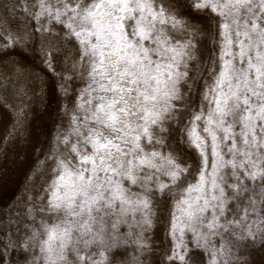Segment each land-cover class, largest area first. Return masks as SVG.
Here are the masks:
<instances>
[{
    "label": "snow or ice",
    "instance_id": "1",
    "mask_svg": "<svg viewBox=\"0 0 264 264\" xmlns=\"http://www.w3.org/2000/svg\"><path fill=\"white\" fill-rule=\"evenodd\" d=\"M0 264H264V0H0Z\"/></svg>",
    "mask_w": 264,
    "mask_h": 264
},
{
    "label": "rangeland",
    "instance_id": "2",
    "mask_svg": "<svg viewBox=\"0 0 264 264\" xmlns=\"http://www.w3.org/2000/svg\"><path fill=\"white\" fill-rule=\"evenodd\" d=\"M196 98H197V100L199 99V94H198V92H197V97H196Z\"/></svg>",
    "mask_w": 264,
    "mask_h": 264
}]
</instances>
